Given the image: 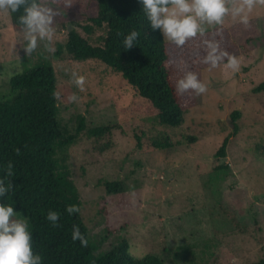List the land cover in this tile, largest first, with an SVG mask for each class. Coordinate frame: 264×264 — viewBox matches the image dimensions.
Segmentation results:
<instances>
[{"label": "rangeland", "instance_id": "obj_1", "mask_svg": "<svg viewBox=\"0 0 264 264\" xmlns=\"http://www.w3.org/2000/svg\"><path fill=\"white\" fill-rule=\"evenodd\" d=\"M68 1L75 0H42L56 9L57 22L51 42L38 39L30 53L20 48L27 43L25 29H15L10 11L0 10V95L9 92L12 76L46 61L57 74L58 117L67 129L74 132L79 114L88 126H118L110 150L100 153L84 133L69 150L95 252L106 253L126 238L134 255L155 253L166 264H246L264 256V89L256 90L264 84V4L257 0L247 25L228 15L223 25L183 46L167 41L175 85L190 70L207 85L201 94L193 89L179 93L185 121L170 127L143 115L138 108L143 98L120 73L98 60L57 54L70 28L94 43L105 30L95 27L87 33L80 26L85 16L59 23L61 3ZM204 39L236 55L239 71L229 68L226 59L217 67L202 62ZM78 76L84 77L82 88L75 83ZM73 94L76 99H69ZM236 109L241 129L231 137L227 156L219 158L215 152L233 130L230 114ZM160 138H168L169 147H153ZM221 164L228 167L218 169ZM106 180L123 182V194L108 193ZM219 203L237 214L243 230L221 217L215 208Z\"/></svg>", "mask_w": 264, "mask_h": 264}, {"label": "trees", "instance_id": "obj_2", "mask_svg": "<svg viewBox=\"0 0 264 264\" xmlns=\"http://www.w3.org/2000/svg\"><path fill=\"white\" fill-rule=\"evenodd\" d=\"M61 5L59 23H63L64 18L73 23L75 16H85L86 23L80 26L87 33H92L95 27L105 30L100 42L94 43L77 28H70L66 42L59 45L58 55L66 51L78 61L94 59L104 63L120 73L143 98L138 108L145 117L170 127L184 123L185 110L175 90L167 40L159 29L151 27L140 0H75ZM86 10L91 14L85 13ZM22 12L23 6L15 13L10 12L15 29H25L18 21ZM56 22L55 16L53 24ZM132 30L138 32V37L133 46L125 48L124 38ZM23 46L24 43L20 44L22 51ZM7 87L9 92L0 95V177L6 182L9 180L12 188L0 200L13 204L14 211L28 219L33 250L42 256V264H166L155 253L134 255L126 238L108 252L99 254L89 242V227L81 215L83 200L69 168V150L82 133L100 153L110 150L115 146L113 130L118 126L113 123L88 126L86 116L79 114L74 132L67 129L58 117L57 74L46 61L12 76ZM262 89L264 84L256 88L257 91ZM240 117V110L231 112L233 130L225 136L215 156H227L231 137L241 129ZM137 137L140 141V136ZM189 138L196 141L195 136ZM169 144L168 138L152 142L156 148L169 147ZM227 167L221 164L217 168ZM104 184L108 193L125 191L120 180H106ZM67 205H74L78 210L69 214L65 210ZM215 208L233 227L243 230L235 212L223 203ZM49 210L60 213L55 224L46 219ZM74 226H79L88 241L87 246L81 245L79 239H72ZM246 264H264V256Z\"/></svg>", "mask_w": 264, "mask_h": 264}, {"label": "clouds", "instance_id": "obj_3", "mask_svg": "<svg viewBox=\"0 0 264 264\" xmlns=\"http://www.w3.org/2000/svg\"><path fill=\"white\" fill-rule=\"evenodd\" d=\"M140 3L151 27L159 29L169 43L183 46L190 38L203 37L210 28L223 25L228 15L247 25L249 13L257 0H140ZM259 3L264 4V0H259ZM22 6L23 12L18 21L25 28L27 43L24 48L30 53L37 48L38 39L51 42L57 11L42 0H0V10L15 13ZM137 37L136 30L127 34L124 38L125 48L133 46ZM202 43L206 52L201 58L202 62L217 67L226 59L229 68L234 72L239 71L238 57L222 49L218 41L204 39ZM48 51H53L52 47L49 46ZM75 83L82 88L84 77H76ZM189 89L195 90L196 94L207 90V85L191 70L177 79L175 85V90L180 94L188 92ZM69 99L75 100L76 97L73 94ZM11 188V182L0 177V197H5ZM65 210L72 214L78 209L74 205H67ZM17 213L13 204L0 200V264H42V256L33 250L29 221L26 216H18ZM59 215V212L49 210L46 219L55 224ZM72 239H79L81 245L87 246L88 241L80 232L79 226L73 227Z\"/></svg>", "mask_w": 264, "mask_h": 264}]
</instances>
